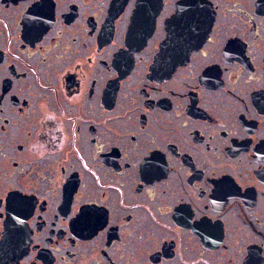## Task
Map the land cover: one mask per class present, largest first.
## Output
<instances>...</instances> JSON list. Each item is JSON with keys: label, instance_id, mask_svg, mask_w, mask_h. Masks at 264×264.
<instances>
[{"label": "flooded vegetation", "instance_id": "flooded-vegetation-1", "mask_svg": "<svg viewBox=\"0 0 264 264\" xmlns=\"http://www.w3.org/2000/svg\"><path fill=\"white\" fill-rule=\"evenodd\" d=\"M0 264H264V0H0Z\"/></svg>", "mask_w": 264, "mask_h": 264}, {"label": "water", "instance_id": "water-1", "mask_svg": "<svg viewBox=\"0 0 264 264\" xmlns=\"http://www.w3.org/2000/svg\"><path fill=\"white\" fill-rule=\"evenodd\" d=\"M163 57H166V58H169L170 59V62L171 61H176L177 60V57H181L182 55L181 54H175V53H163L162 54Z\"/></svg>", "mask_w": 264, "mask_h": 264}]
</instances>
